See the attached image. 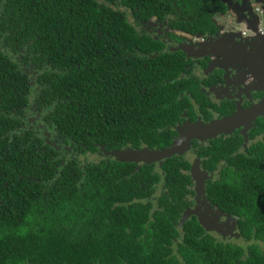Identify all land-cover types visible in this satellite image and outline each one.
<instances>
[{
  "label": "flooded vegetation",
  "instance_id": "flooded-vegetation-1",
  "mask_svg": "<svg viewBox=\"0 0 264 264\" xmlns=\"http://www.w3.org/2000/svg\"><path fill=\"white\" fill-rule=\"evenodd\" d=\"M104 2L108 9L113 5L112 0ZM116 3L124 18V13L131 8L123 0H116ZM170 3L175 8L173 12H167L169 9L164 7L159 9L161 15L154 14L147 19H137L132 15L130 21L138 36L146 38L150 45L152 42L161 47L163 53H177L184 58L182 74L158 82L154 70L153 74H148V81L141 90L147 74H135L132 77L122 71H118L120 74L102 72L100 69L106 59L108 64H115L119 68L121 62H126L125 57L134 59L136 55L139 58L146 55L149 66L151 58L158 54H148L138 47L128 51L124 47L121 30L113 31L112 28V32L106 28L101 32L94 31L92 27L85 29L83 44L89 49H85L84 55L78 57L83 64H78L75 52L69 59L72 64L69 68L60 62V57L49 70L44 60L40 65L35 64L33 57L27 56V49L18 50L20 53L16 56L14 51H10L7 57L16 60L18 70L26 77L32 90L28 96V106L17 111L13 110L11 102H5L7 108L0 109V116L6 120L1 126L6 130H0V138L11 142L17 134H22L27 141L39 139L58 151L62 165L77 162L81 168H87L103 163L101 168L94 169L95 172L102 170L104 173L103 198L90 202L98 205L107 197L114 201L123 200L121 204L136 209L129 210L128 218L117 224L122 234L130 236L125 240L126 244L134 248L136 238L146 245L148 238L145 229L153 223V228L162 227L157 243L167 244L166 239L172 240L170 257H176L179 264H186L187 257L180 255L178 246L185 235H197L198 241L205 237L218 243H238L234 240L236 238L245 241L239 226L237 211L243 207L238 206V196L244 194L249 198L257 195L254 205L264 204V184H252L254 179L242 182L247 171L243 161L253 159L264 163V0H216V11L210 17L211 24L207 28H195L190 24L200 18L196 19L195 10L193 14L188 11L182 0H170ZM218 16L226 17V24L233 28H221L216 21ZM232 17L234 22L227 21V18ZM112 18L115 20L114 16ZM240 24L248 25L249 31L240 32L236 29ZM67 26L70 27V24ZM70 30L73 33V28ZM46 73L57 78L58 86L66 76L84 74L91 88L82 89L76 97L89 102L91 109L99 108L106 126L101 138L91 137L96 149L84 154L74 151L72 144L66 145L57 130L47 124L48 109L43 107L44 103L41 104L39 97ZM173 85L174 89L169 92L172 96L168 98L171 108L164 119L167 125L159 130V134L165 132L166 135L154 137L151 134L154 130H149V139H146L140 129L133 127L144 125L141 115L153 109L155 91H164ZM56 93V100L63 98L60 88H57ZM140 97L146 109L144 114L134 110ZM132 114L137 116V121H133V127L128 131L111 130L119 120L124 121L125 117H131ZM150 118L149 124L153 125L150 128L157 127V121ZM215 122L216 132L210 137L211 132H205L208 130L204 128ZM17 124L21 126H14ZM117 132L120 133L118 137L115 136ZM126 140L134 144L108 148L101 142ZM150 140H157L159 144L151 148L147 143ZM179 140H184L188 148L161 159H138L133 155V160H119L114 155L123 151H163ZM170 161L176 162L177 166H169ZM0 181H3L2 173ZM7 184L10 183L6 180L2 183ZM43 185L45 189V183ZM212 187H216V192L210 190ZM249 187L263 190L250 191ZM82 189L81 182L74 183L75 192ZM139 193L141 199L136 195ZM126 196H133L128 199L129 203L124 199ZM223 201L233 202L232 211L222 206ZM131 204L140 205L142 210ZM85 210L92 212V208ZM230 220L236 221L238 233L233 240L230 233H223L230 226L221 227L225 223L230 224ZM191 222L197 224L196 228L200 227L201 232L186 230V225ZM217 224L222 233L213 230ZM108 226L111 227V224ZM173 260L167 257L165 261L168 264ZM121 264L129 263L123 258Z\"/></svg>",
  "mask_w": 264,
  "mask_h": 264
},
{
  "label": "trees",
  "instance_id": "trees-1",
  "mask_svg": "<svg viewBox=\"0 0 264 264\" xmlns=\"http://www.w3.org/2000/svg\"><path fill=\"white\" fill-rule=\"evenodd\" d=\"M123 1L131 8L124 13V18L119 13L116 0H112L110 9L104 0H0V109L7 108L5 102H11L13 110L17 111L30 104L28 96L32 88L18 70L16 60L7 57L10 51H14L16 56L20 53L18 50L27 49V56H32L35 64L40 65L44 60L49 70L60 57V62L69 68L72 65L69 63L71 55L76 52L78 58L84 55L85 49H89L83 44V32L90 27L96 32H101L103 28L110 32L121 30L124 47L128 51L138 47L148 54L158 52L156 57L151 58L149 66L146 55L140 58L136 55L134 59L125 57L126 62H121L119 68L115 64H108L106 59L100 69L102 72L120 74L118 71H122L132 77L147 74L141 90L148 81V74H153L154 70L158 82L182 74L184 58L177 53H163L161 47L153 45L151 41L150 45L146 38L138 36L130 21L132 15L137 19L158 15L159 9L164 7L169 9L167 12H173L175 8H172L170 0ZM182 4L192 14L195 10V18H200L190 22L195 28H207L211 24L210 17L216 11V0H182ZM70 28H73V33ZM77 62L83 64L80 58ZM43 78L39 97L41 104L44 103L43 107L48 109L47 124L57 130L66 145L72 144L74 151L84 154L96 149L91 137L101 138L106 126L99 108L91 109L89 102L76 97L82 89L91 88L84 74L66 76L59 86L53 74L46 73ZM174 87L155 91L153 109L141 115L144 125L133 127L137 116L132 114L124 121L119 120L111 130L128 131L133 127L140 129L145 137L149 130H154L151 133L154 137H164L165 132L159 134V130L167 125L164 119L171 108L168 98L172 96L169 92ZM57 88L63 92V98L59 100H56ZM134 106V110L141 114L146 111L141 97ZM150 117L157 121V127L150 128L153 127L149 124ZM3 121H6L5 118L0 116V130H6L1 127ZM119 134L117 132L115 136ZM101 142L108 148L134 144L128 140ZM147 143L152 148L159 141L150 140ZM58 156L53 146L39 139L27 141L22 134H17L11 142L0 138V173L3 176V181H0V264H121L123 258L129 264H166L167 257L174 258L168 264H179L176 257H170L172 240L166 239L167 244L157 243L162 227L153 228L152 223L145 229L147 244L143 245L135 238L133 248L125 242L130 236L122 234L117 224L128 218L129 210L136 209L121 204L123 200L114 201L110 197L98 205L90 202L103 198L104 173L102 170L94 171L101 168L103 163L81 168L77 162L62 165V159H58ZM243 163L247 171L242 182L254 179L252 184H264V163L253 159H246ZM169 166L176 167L177 163L170 161ZM5 180L10 184L2 185ZM78 182L83 184V189L75 192L74 183ZM210 190L216 192V187ZM136 195L141 199L140 193ZM132 197L126 196L124 199L129 203L128 199ZM257 198V195L249 198L244 194L238 196V206L243 207L237 213L244 245L234 241L218 243L208 237L198 241L197 235L187 234L178 245L180 255L187 257L186 264H264V204L255 206ZM131 205L142 210V204ZM222 206L232 211L234 205L233 202L223 201ZM91 208L92 212L85 210ZM139 215L143 216L141 213ZM186 226V230L201 232L194 222Z\"/></svg>",
  "mask_w": 264,
  "mask_h": 264
},
{
  "label": "rangeland",
  "instance_id": "rangeland-1",
  "mask_svg": "<svg viewBox=\"0 0 264 264\" xmlns=\"http://www.w3.org/2000/svg\"><path fill=\"white\" fill-rule=\"evenodd\" d=\"M216 21H217V23L220 25V27L221 28H223V29H226V28H233L232 27V25H229V24H226V17H220V16H218L217 18H216ZM227 21H231V22H234V17H232L231 19H229V18H227ZM236 29H238L240 32H242V31H244V30H247V31H249V26L248 25H243V24H240V25H238V27H236ZM214 132H216V131H212L211 132V134H213ZM184 141V140H183ZM188 148V145L186 144V142H184L182 145H181V147H180V149H179V151L180 152H182L185 148ZM143 152V153H142ZM141 153V155L140 154H138V153H135V152H129L128 153V155L132 158L133 157V155L136 157V158H138V159H146V160H155V158H153L152 156H149L148 154H150V153H147L145 150L144 151H142ZM149 152H151V151H149ZM228 223H230V224H223L221 227H223V226H226V225H228V226H230L226 231H224L223 233H230V237L232 238V240L235 238V236L237 235L238 236V233H237V230H236V221L235 220H230V221H228ZM219 226V224H217L216 226H214V229L213 230H217V231H219V232H221V230H220V228L218 227ZM222 233V232H221ZM235 241H237L238 243H240V244H244V240L243 239H241V238H236V239H234Z\"/></svg>",
  "mask_w": 264,
  "mask_h": 264
},
{
  "label": "water",
  "instance_id": "water-1",
  "mask_svg": "<svg viewBox=\"0 0 264 264\" xmlns=\"http://www.w3.org/2000/svg\"><path fill=\"white\" fill-rule=\"evenodd\" d=\"M208 130V131H205V132H212V131H216V122L214 124H211L209 125L208 127L204 128V130ZM213 134L210 133V137H212ZM183 137V136H182ZM184 143L183 140H179V141H176L172 146L166 148L165 150L163 151H151L149 152L150 150H145L147 153H150L148 154L149 156H152L153 158L155 159H161V158H164V157H167V156H171V155H174L176 153H180L179 149L181 147V145ZM189 144V143H188ZM129 151H123V152H116L114 153V155L119 159V160H133L135 158H131L129 155H128ZM135 153H138V154H142L141 152H135Z\"/></svg>",
  "mask_w": 264,
  "mask_h": 264
}]
</instances>
